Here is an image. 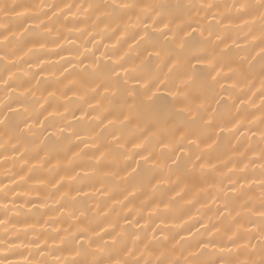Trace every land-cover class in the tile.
Here are the masks:
<instances>
[{
  "label": "snow or ice",
  "instance_id": "6c2138e0",
  "mask_svg": "<svg viewBox=\"0 0 264 264\" xmlns=\"http://www.w3.org/2000/svg\"><path fill=\"white\" fill-rule=\"evenodd\" d=\"M25 7L19 3L0 4V14L7 17L15 13L20 17L23 14L17 10ZM66 7L71 9L72 5ZM76 8L86 18L89 13L95 15L97 27L103 24L97 34L101 42L105 36L115 37L104 44L105 52L100 56L90 53L87 47L77 54L80 59L72 68L78 71L70 73L72 78L62 93L68 97L71 92L68 100L72 102L75 97V102L91 109L84 114L98 121L99 132L92 135L95 151L86 166L78 163L81 153L74 150L76 146L63 148L62 142L70 141V136H57L56 132L43 135L53 126L51 122L46 126L45 121L57 112H48L43 121L39 119L42 113H35L33 119L34 109L24 99L26 94L35 96L30 85L37 74L25 72L23 65L33 67L32 56L46 47L44 33L50 34L52 28L38 15L35 20L39 23L33 20L29 24L24 19L9 26L0 22V148L7 150L11 146L20 158L28 154L37 162L33 169L48 164L50 172L60 167L63 151L64 175L53 176L45 185H50L60 198L55 200L49 192L47 198L57 207H45L50 220L60 223L67 213V219H75L76 223L63 230L62 247L55 249L69 252L72 258L61 261L57 257L52 264H264V164L258 177H249L247 170L252 161L245 163L243 157L251 145L240 153L241 159L225 162L227 173L213 163L221 134L239 130L242 109L238 105L248 106L243 109L244 119L255 128L249 129L252 136L259 135L260 159L264 160V0H232L223 5L214 0H89ZM257 22L260 36L255 39L253 28ZM41 25L43 32L37 31ZM233 27L240 31L247 28L245 36L254 37L250 46L241 50L242 55L233 53L228 44V33ZM44 63L37 57L41 71ZM252 74L260 77L258 92L251 93L252 97L259 96L258 105L251 97L233 98L234 90L246 84ZM46 85V80H36L37 88ZM251 87L254 85L249 91ZM18 89L23 91L13 95ZM249 107L255 110L249 111ZM40 108L44 109V105ZM233 109L236 116L232 115ZM58 131L62 134L66 128ZM65 179L69 181L68 190H64ZM257 181L258 204L252 195ZM121 184L125 200L145 187L151 189L152 196L142 202L145 208L135 212L129 209L139 219H129L125 214L129 227L120 225L117 229L109 220L112 206L96 199L91 208L88 201L99 195L112 199L113 204L122 203L113 195ZM201 185L215 189L208 198L215 204L213 215L218 223H211L209 216L211 226L201 223L205 233H200L199 238L194 233L193 240H186V246H181L182 259H173L175 246L168 248V237L161 239L155 229H151L149 237L148 222L169 211L177 198L185 199L190 187ZM73 190L75 195H71ZM201 191L207 189L201 187ZM0 194V226H4L7 235V225L12 223L9 213L20 215L16 206L19 193L0 182ZM78 197L86 199L78 201ZM9 203L14 207L10 208ZM79 203L84 206L77 208ZM206 206L211 211L212 206ZM144 210L148 211L147 217L140 215ZM141 219L145 224H141ZM54 231L59 233L60 229ZM39 240L37 236V248ZM0 244L6 245L8 251L14 249L11 237H0ZM8 264L13 262L9 260Z\"/></svg>",
  "mask_w": 264,
  "mask_h": 264
},
{
  "label": "bare ground",
  "instance_id": "6f19581e",
  "mask_svg": "<svg viewBox=\"0 0 264 264\" xmlns=\"http://www.w3.org/2000/svg\"><path fill=\"white\" fill-rule=\"evenodd\" d=\"M89 0H0V4H12L19 3L26 5L25 8H20L17 11L23 15L17 17L15 13L10 16H3L0 14V22L7 23L9 26L17 25L21 20L27 19L29 24H32L35 17L38 15L39 20H43L44 24L52 28L50 34L44 33L47 44L43 49H38L32 56L31 63L33 67H28L27 64L23 65V70L28 73H36L35 79H32V84L30 87L33 88L35 96L31 94H26L24 97L25 102L32 106L34 109L33 119L36 118L35 113H42L39 116L40 120H44V117L48 115V112H57L56 115L50 116L48 121H45L47 126L49 122L52 123V127H48V131L44 132V136H47L51 132H56L57 136L71 137V140L63 141V148L66 150L69 146H76L74 150L80 151L81 157L78 163L86 166L89 159L95 149L92 147L93 140L92 135L99 132V128L96 127L98 121L93 120L91 115H85L86 112H91L86 105L75 102V97L72 98V102L68 100V97L72 96V93H68V97L62 95L66 91V86L69 85V80L72 78L70 73L78 71V69H73L72 65L78 63L80 57L78 53L84 52V47H87L91 52H95L96 56H100L101 53L105 52L104 44L114 41V36H105L101 42V38L97 35L100 29L103 28V24L97 27V21L95 15L91 13L88 14L87 18L82 14L78 13L76 5L87 4ZM217 4H230L232 0H214ZM43 3L45 7L39 8L35 7ZM72 5L71 9H68L66 5ZM58 6V7H57ZM53 12L56 13L53 16ZM47 13V15H45ZM203 16V13H201ZM211 19V17H209ZM39 20H35L39 23ZM126 22V21H125ZM27 26V25H26ZM34 26V25H33ZM115 27V25H113ZM44 25H41L40 29L37 31L43 32ZM233 27L228 33L230 38L228 39V44L231 45L233 53L243 54L241 51L250 46L253 42L254 37L252 34L245 36V32ZM255 34V39L260 36L259 27L256 25L253 28ZM95 38V39H94ZM235 42V43H234ZM96 47H93V44ZM239 45V47H237ZM126 47V46H125ZM37 57L46 61L43 65V71L37 66ZM63 57V59H61ZM237 60H239V55H237ZM103 60L107 62V56L103 57ZM245 69L247 65H244ZM67 68L69 71L64 72ZM2 70V69H0ZM64 72V75L61 73ZM66 77H68L66 79ZM36 80H46L47 85L36 87ZM251 85V91L249 88ZM260 87V77L258 74H252L251 79L247 81L246 84H242L234 90L233 98L239 96L244 99L255 100L258 105L260 103L259 96L252 97V92H258ZM20 91L23 89H18L13 95H19ZM50 93H55V95H50ZM162 94H166L163 93ZM0 96L3 93L0 92ZM44 105V109L40 108V105ZM242 111L239 114L242 123L239 126V130L233 129L231 132L225 131L221 134V140L219 146L213 153V163L218 169L227 173V168L225 167V162H228L230 158L239 160L241 159L240 153L245 152V149H251L246 152L243 157L245 163L252 161L249 164L247 174L249 177H258L261 170V164H264V160L260 159V146L259 135L252 136V132L249 131L250 128L255 130L254 126L249 124L248 120L244 119L245 113L243 109L248 107L247 105H238ZM215 107V106H214ZM67 109V111L65 110ZM249 111H254V108L249 107ZM63 114V115H61ZM232 115L236 116L237 113L235 109L232 110ZM259 115V113H257ZM70 125V126H69ZM65 127L66 131L64 133H59L58 129ZM79 136V138H78ZM43 137H40L42 140ZM31 144L29 148L31 149ZM23 149H21L22 151ZM61 162L58 169H53L51 172L48 164L44 167L32 168L33 164H36V160L31 159L28 154L24 158H20L19 153L12 150L11 146L7 150L0 148V182L7 184L10 189L15 188L16 193V206L19 207L20 215L17 216L15 211L9 213L12 217V223L7 225V235H5L4 226H0V237L8 239L11 237L14 243V252L8 256V259L13 262V264H25L27 261L38 262L42 260H47L49 264H52L55 258H60L61 261L65 258L71 259V255L67 251H55L60 245V237L64 235L63 230L68 227L69 224H75V219L68 220L67 213H65V218L62 222L56 223L49 219V209L45 207V204L52 207H57L53 200L47 198L48 193L52 192L55 200H59V193L51 188V186H45L49 180L56 176L59 178L64 175V159L63 151L61 152ZM7 156V159L4 157ZM137 159H139L137 157ZM27 161V162H25ZM53 165L56 161L53 160ZM79 170V169H77ZM83 175V172H81ZM94 181L97 180L96 177L93 178ZM13 181L15 183H13ZM92 181H84L85 184H89ZM251 182V179L250 181ZM64 190H68L69 181L65 179ZM97 182V187H99ZM75 187V184H74ZM201 187L207 189V191L202 192ZM124 185H120L114 192L113 195L118 197L122 203L113 204L112 199L108 197H97L93 200L88 201V206L91 208L95 207L94 201L96 199H101L106 201L110 206L113 207V211L109 217L112 225H115L117 229L120 225H125L124 216L127 214L129 219H139V216L134 215L129 212V209H133L134 212L145 208L146 206L142 203L148 201L152 196L150 188L145 187L141 191H137L136 196H129L127 200L124 199L126 193L123 192ZM87 190V189H86ZM259 184L254 185L252 189V195L256 198L257 204L259 203ZM215 189L210 188L207 185H201L200 187L188 189L186 198L181 200L177 198V202L171 205L169 211L162 212L160 215L152 217V221L148 222L149 232L147 235L151 237V229H155L158 236L163 239L164 236L168 237L165 241L168 248L172 249L174 247L175 254L181 256V246L185 245V241H192L193 234L196 233L197 238H199L200 233H205V228L201 227V223L208 225L210 222L208 217L212 216L211 223H218L216 217L213 215L215 212V204L212 199L208 198L214 194ZM197 193L199 195L197 196ZM15 195V193H12ZM12 195L9 196L11 200ZM71 195H75V191H71ZM2 198V194H0ZM158 198V197H157ZM68 197H65L67 200ZM84 197H78V201H83ZM189 200L192 202L190 203ZM25 201H31L32 203H25ZM35 205V206H33ZM206 205H211V211ZM82 203L76 205L77 208L83 207ZM9 207H14L9 203ZM163 208V205H161ZM25 213L28 215L25 216ZM91 214V213H90ZM59 215V213H56ZM77 215L79 213L77 212ZM141 216L147 217L148 211L144 210L140 213ZM0 218H3V212H0ZM27 221V222H25ZM141 224H145V220L141 219ZM106 226H109L106 224ZM59 228L60 232L57 233L54 229ZM199 229V233H197ZM139 230V226L137 229ZM39 236V248L36 246V237ZM175 236V239H173ZM184 237V239H181ZM47 240V244L44 241ZM129 246H131V240H129ZM186 246V245H185ZM0 247L7 248L6 245H0ZM143 248V245H140ZM41 251L44 255H41ZM52 252V255H48V252ZM187 253H185L186 255ZM182 258V256H181Z\"/></svg>",
  "mask_w": 264,
  "mask_h": 264
},
{
  "label": "clouds",
  "instance_id": "9594fccd",
  "mask_svg": "<svg viewBox=\"0 0 264 264\" xmlns=\"http://www.w3.org/2000/svg\"><path fill=\"white\" fill-rule=\"evenodd\" d=\"M117 23L119 24V22H117ZM257 26L259 27V22H257ZM115 27H116V25H115ZM0 245H2V244H0ZM13 252H14V250L8 251L7 248L0 247V264H8V261H9L8 256L10 254H12ZM177 258L182 259L180 256H177V255L173 257V259H177ZM153 259H155V258H153Z\"/></svg>",
  "mask_w": 264,
  "mask_h": 264
}]
</instances>
